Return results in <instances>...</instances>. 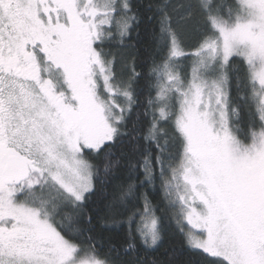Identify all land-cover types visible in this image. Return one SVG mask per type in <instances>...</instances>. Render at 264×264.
<instances>
[{
    "label": "snow or ice",
    "instance_id": "1",
    "mask_svg": "<svg viewBox=\"0 0 264 264\" xmlns=\"http://www.w3.org/2000/svg\"><path fill=\"white\" fill-rule=\"evenodd\" d=\"M0 264H264V0H0Z\"/></svg>",
    "mask_w": 264,
    "mask_h": 264
},
{
    "label": "trees",
    "instance_id": "2",
    "mask_svg": "<svg viewBox=\"0 0 264 264\" xmlns=\"http://www.w3.org/2000/svg\"><path fill=\"white\" fill-rule=\"evenodd\" d=\"M165 246H167V245H165Z\"/></svg>",
    "mask_w": 264,
    "mask_h": 264
}]
</instances>
